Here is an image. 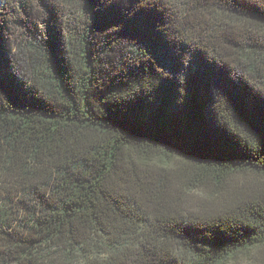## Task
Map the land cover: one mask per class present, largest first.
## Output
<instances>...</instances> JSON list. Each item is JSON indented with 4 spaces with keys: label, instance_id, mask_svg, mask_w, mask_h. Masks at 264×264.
<instances>
[{
    "label": "trees",
    "instance_id": "16d2710c",
    "mask_svg": "<svg viewBox=\"0 0 264 264\" xmlns=\"http://www.w3.org/2000/svg\"><path fill=\"white\" fill-rule=\"evenodd\" d=\"M0 264H264V0H0Z\"/></svg>",
    "mask_w": 264,
    "mask_h": 264
}]
</instances>
